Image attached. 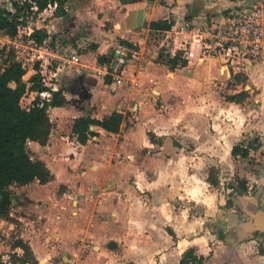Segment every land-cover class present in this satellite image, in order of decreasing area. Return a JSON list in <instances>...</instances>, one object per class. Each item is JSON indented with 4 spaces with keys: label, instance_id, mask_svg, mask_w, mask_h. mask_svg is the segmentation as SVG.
<instances>
[{
    "label": "crops",
    "instance_id": "crops-1",
    "mask_svg": "<svg viewBox=\"0 0 264 264\" xmlns=\"http://www.w3.org/2000/svg\"><path fill=\"white\" fill-rule=\"evenodd\" d=\"M251 2L66 0V16L56 14L57 7H47L35 15L37 20L48 14L51 19L46 24L39 25V21L33 20L35 16L32 18L27 26L32 30H45L48 33L46 39L54 47L78 53L80 61L61 72L59 82L66 85L64 78L69 82L76 80L83 96L80 99L74 97L71 101L62 93L65 103L50 107L60 115V120L70 119L68 130L54 133L52 129L46 145L36 141L28 143L29 149L32 144L41 148L44 155L38 158L47 164L54 178L47 183L35 180L21 186L23 193H16L17 202L11 209V216L16 221L0 219V230L5 232L6 240L13 237L7 243L0 238V260L11 263L12 255H21L22 248L13 244L22 238L32 247L40 264H180L183 253L190 247L197 248V254L205 257L202 264H230L232 258H240L242 264H258L239 251L249 243L245 241L225 244L226 240L218 239L224 250L219 255L215 251L210 257L208 236L203 232L196 233L205 222L197 225L190 222L187 215L192 207L178 208V211L172 209L170 197L181 190L178 189L180 176L185 180L190 178V173L184 176L171 164L191 160L196 149L189 151L186 147L190 143L196 148L199 145L196 133L188 124V115L181 109L172 111L174 109L167 104L161 109L156 101L161 96L163 100L167 97L180 100L182 93H168L169 88H179L190 75L198 74L201 64L215 63V60L199 56L172 69L171 58L158 49L154 39L159 31L169 28L151 27L154 21L165 20L172 26L187 20L195 29H202L211 25L212 17L247 9ZM139 8H144L143 19L147 25L131 27ZM132 10L134 13L131 14ZM119 44L131 47L136 54L124 66L122 80L118 84L95 71L103 65L98 57L113 55ZM194 45L198 44L190 47ZM89 55L92 57L90 61L87 60ZM192 63L196 66L192 67ZM263 63L254 69H261ZM171 72L172 78L169 76ZM180 73H184L186 78ZM155 87L160 90L157 96ZM106 89L113 94L109 99L95 98L97 92L106 93ZM114 111L125 117L118 133L91 126L97 134L81 143L72 132L75 118L90 115L102 119ZM113 143L118 162L130 158L136 163L135 183L138 184L140 175L145 177L146 183L140 182L133 190L125 187L124 173L118 163L112 164V168L118 166L117 169L107 172L111 168L103 162L109 156L105 148ZM96 163L100 169L91 171ZM160 165L167 166V171L160 170ZM100 170L106 173L97 176ZM160 192L166 197V202H160ZM143 193L148 194V199L141 206L137 201ZM223 228L226 231L231 229L229 224ZM258 258L256 260L264 264V254Z\"/></svg>",
    "mask_w": 264,
    "mask_h": 264
},
{
    "label": "rangeland",
    "instance_id": "rangeland-1",
    "mask_svg": "<svg viewBox=\"0 0 264 264\" xmlns=\"http://www.w3.org/2000/svg\"><path fill=\"white\" fill-rule=\"evenodd\" d=\"M11 1L0 0L8 8L11 6ZM36 17H34V21ZM49 19H51L50 16L44 14V17H39L36 21L42 25L46 24ZM9 46L11 45L8 42L0 40V63L9 53H13L15 57L14 51ZM91 59L92 57L89 55L87 60L90 61ZM192 65V67L196 66L194 63ZM218 66L217 61L215 63L209 61V63H203L199 66L196 76L190 75L186 78L184 73H180L181 77L186 78L185 81L181 82L183 85L177 89L170 87L167 91L168 93L176 91L182 93L180 100L169 97L163 100L161 96L156 101L157 106L161 109H164V104L174 109L172 111L181 109L183 114L188 115V124L193 130L192 132L196 133V141L199 147H194L192 143L186 147L189 151L196 149L195 157H191V160H187L188 162L185 163L171 164L173 169H178L184 176L190 173V178L183 180V177L180 176L178 186V189H181L179 190L180 193L178 191L170 197V204H172L173 211H178V208L192 207L187 215L190 222H196V225L205 222L204 227H200L196 233L202 234L203 232L204 236H208L209 247L211 248L210 257L215 251L219 255L224 250L218 244V241L222 240L218 233L223 225L229 224L231 229L241 231V223L250 218L253 210L250 206L258 207L264 211V63L261 69H253L246 75L247 80L240 82L235 79V76L230 77L228 73L221 74ZM169 76L172 78V72ZM64 81L66 85L61 84L60 80L58 89L65 96L70 97L71 101L74 97L80 99L83 96L80 84L76 80L69 82L64 78ZM155 89L154 94L157 96V92L160 90L158 87ZM242 91H246L247 94L239 99L240 102L230 100L231 96L239 95ZM105 92H97L95 98L103 101L113 95L111 90L106 89ZM33 97L31 93L28 94L22 101L23 106H28ZM49 115L53 123L54 133L57 131L64 133L65 130H68L70 119L60 120L58 117L60 115L54 111V108H49ZM132 119L136 121L134 116ZM127 127H129V123ZM215 139H217L216 142H213ZM241 141H245L246 144L253 142L248 158L235 157L231 153L233 146ZM114 143L106 145L105 148L109 156L108 158L105 157L103 162L111 168L107 172L111 173L119 166L124 173V186L130 190H133L140 182L146 183L147 180H144L145 177L142 175L138 176V184L135 183L137 172L134 170V166L136 163H133L130 158L122 163L117 161L116 156L118 154H115ZM258 144H260L259 147ZM30 153L33 158L44 155L41 148L33 144L30 146ZM113 163H118V166L112 168ZM74 167L76 166L74 165ZM162 168L165 172L167 171V166L160 165V170ZM98 169H100V165L96 163L92 165L90 170L97 171ZM104 173H106L104 170H100L96 175L101 176ZM211 178L218 180V184L210 183ZM241 178L246 179L248 185V191L244 194H238L233 189V186H241ZM31 187L34 188V186ZM11 189L14 196L16 193H23L21 186L13 185ZM185 191L186 193H184ZM145 194L143 193L142 197L137 199L138 205L142 206L143 202L148 199V194ZM158 196L160 202H166V197L162 192L158 193ZM14 202H17L16 196ZM12 219L16 221L14 216ZM233 232L237 238H242L237 243L249 242L244 247L239 248L241 254L249 256L261 264L256 259H259L258 255L264 254V232L254 231L242 237L237 231ZM0 238L6 243L13 240L12 236L6 240L5 232L2 230H0ZM225 242V244H230L227 240ZM205 243H207L206 239ZM194 249L196 252L197 248ZM231 257L233 256L231 255ZM234 259H230L229 263L242 264L240 258ZM225 262L228 263V261Z\"/></svg>",
    "mask_w": 264,
    "mask_h": 264
},
{
    "label": "trees",
    "instance_id": "trees-1",
    "mask_svg": "<svg viewBox=\"0 0 264 264\" xmlns=\"http://www.w3.org/2000/svg\"><path fill=\"white\" fill-rule=\"evenodd\" d=\"M65 2L66 0H12L11 8L0 2V35L15 37L20 26L29 24L32 18L47 8L49 4L57 3L56 14L66 16ZM170 26L171 23L165 20L151 23V27L155 29H168ZM32 37L42 42L48 38V33L43 29L34 28ZM200 54L199 45H194L188 57L169 59L170 66L174 69L178 64L186 65L189 60L198 59ZM112 57L113 55L109 57L100 55L98 60L104 63L110 61ZM235 79L238 82L247 80L246 75L243 74L236 75ZM40 90H44V87L41 84V75L37 71L29 72L15 59L13 53H9L2 60L0 63V219L15 221L11 216L15 198L11 189L13 185L24 186L35 180L47 183L54 178L43 160L31 156L28 143L36 141L42 145L47 144L53 127L49 108L61 106L65 102L62 99V91L58 90L52 93L50 101L38 96L29 108L22 106L21 100L28 91ZM246 94V91H242L239 95L231 96L230 100L240 102L239 99L245 97ZM124 118V115L118 111L102 119L84 115L74 119L71 129L81 143H86L91 136L97 134L91 126H100L109 132L118 133ZM251 146L253 142L246 144L245 141H241L233 146L231 153L235 157L248 158ZM240 180L241 186H233V189L238 194H244L248 191V185L246 179L241 178ZM209 181L214 185L218 184L216 179L211 178ZM218 234L230 244H236L242 239L237 238L234 232L226 231L223 226ZM13 246L22 248L23 253L12 255L11 263L0 260V264H40L32 247L24 239H16ZM204 259L203 255H197L195 249L190 247L183 253L180 264H202Z\"/></svg>",
    "mask_w": 264,
    "mask_h": 264
},
{
    "label": "built area",
    "instance_id": "built-area-1",
    "mask_svg": "<svg viewBox=\"0 0 264 264\" xmlns=\"http://www.w3.org/2000/svg\"><path fill=\"white\" fill-rule=\"evenodd\" d=\"M57 6V3L48 5L49 8ZM33 30L22 25L15 37L5 35L6 39H3L0 35L1 41L12 46L9 48L14 51L17 61L29 72L35 70L41 75L44 90L28 91L21 103L30 93L34 97L28 106L22 104L25 108H29L38 96L50 101L52 93L59 90L61 72L80 61L77 52L60 50L48 39L36 41L32 37ZM156 43L158 49L170 58L188 57L190 46L196 43L200 47L201 59L217 61L221 73H228L230 77L248 75L264 62V0H252L247 9L212 17L211 25L206 28L195 29L187 20L179 25L173 24L169 30L158 32ZM135 54L131 47L119 44L110 61L104 62L95 72L119 83L124 66Z\"/></svg>",
    "mask_w": 264,
    "mask_h": 264
},
{
    "label": "water",
    "instance_id": "water-1",
    "mask_svg": "<svg viewBox=\"0 0 264 264\" xmlns=\"http://www.w3.org/2000/svg\"><path fill=\"white\" fill-rule=\"evenodd\" d=\"M148 3H150L151 0H146ZM137 11L136 16L133 17L132 25L131 27H137L140 28L143 25H147V22L143 19L144 16V8H139ZM134 13V10L131 11V14ZM253 210L250 214V218L244 222L241 223L242 230L239 231L230 229V232L237 231L238 234L241 235H247L254 231H261L264 232V211L258 207L250 206Z\"/></svg>",
    "mask_w": 264,
    "mask_h": 264
}]
</instances>
